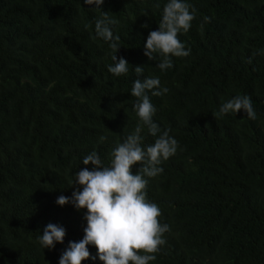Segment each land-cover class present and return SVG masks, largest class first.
<instances>
[{"label":"trees","instance_id":"trees-1","mask_svg":"<svg viewBox=\"0 0 264 264\" xmlns=\"http://www.w3.org/2000/svg\"><path fill=\"white\" fill-rule=\"evenodd\" d=\"M167 2L0 0V264H59L82 240L86 210L56 200L72 196L77 171L92 169L86 155L108 164L135 131L131 89L146 77L169 90L148 95L154 122L178 141L163 172L145 177L170 226L150 264H264V0H186L195 18L179 39L190 54L161 71L144 45ZM103 11L118 21L117 59L129 64L120 76L108 71L110 42L95 33ZM240 95L251 97L255 119L243 110L214 118ZM140 135L145 149L156 139L146 127ZM49 223L66 230L54 249L38 241ZM89 251L96 259L82 264H103Z\"/></svg>","mask_w":264,"mask_h":264},{"label":"clouds","instance_id":"clouds-1","mask_svg":"<svg viewBox=\"0 0 264 264\" xmlns=\"http://www.w3.org/2000/svg\"><path fill=\"white\" fill-rule=\"evenodd\" d=\"M84 3L101 8L105 0H84ZM190 7L186 0H168L163 8L159 29L151 31L147 37L144 55L150 61H155L159 56L157 67L161 71L173 67L171 57H187L190 54L191 50H185V44L179 39V34L187 32L195 18L194 10L190 11ZM204 19L207 22L210 18ZM117 23L109 12L103 11L101 18L96 20L95 33L110 42L114 63L108 66V71L120 76L128 72L129 64L123 57L117 59L120 37L114 36L111 27ZM141 27L147 28L148 24ZM134 71L138 77L142 76L144 66H137ZM168 91L166 87L161 88L158 77L135 80L131 95L137 98L134 109L140 121L135 131L117 144L108 164L101 160L96 151L86 155L82 163L92 165V169L84 167L76 172L75 183L71 186L75 191L71 197L60 195L57 198L56 203L60 206L72 204L78 211L86 210L84 219L87 222L82 240L69 243L61 254L59 264H82L89 258L95 260L89 245L97 249V256L103 264H150L156 259L155 254L165 244L164 235L170 231V226L161 223L162 210L157 203L149 200L146 191L148 179L145 177L153 178L163 172L160 165L176 154L178 141L170 136V130L161 131L154 122L157 109L148 93L161 96ZM241 110L250 119L256 118L251 97L247 95L222 102L219 112L212 115L216 119L229 113L238 114ZM145 127L156 137L146 149L142 147L140 135ZM104 139L101 137V140ZM137 165L140 167L134 172ZM65 236V228L49 223L38 241L43 248L54 249L57 242H64Z\"/></svg>","mask_w":264,"mask_h":264}]
</instances>
